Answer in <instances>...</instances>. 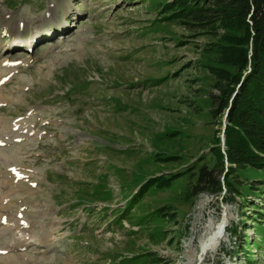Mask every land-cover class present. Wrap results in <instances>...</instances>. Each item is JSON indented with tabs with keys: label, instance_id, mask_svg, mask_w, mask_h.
I'll return each mask as SVG.
<instances>
[{
	"label": "rangeland",
	"instance_id": "rangeland-1",
	"mask_svg": "<svg viewBox=\"0 0 264 264\" xmlns=\"http://www.w3.org/2000/svg\"><path fill=\"white\" fill-rule=\"evenodd\" d=\"M161 2L0 0V215L13 213L35 237L0 256L26 264H128L142 254L165 264H247V251L264 264L251 210L264 212L261 196L244 203L224 191L188 201L187 175L126 209L145 179L187 170L203 154L214 165L211 95L219 91L201 64L216 63L217 39L162 20ZM25 17L33 26L10 49L1 27ZM49 31L34 48L19 47ZM168 157L178 160L155 161ZM259 180V171L241 172L244 185L264 188ZM165 206L182 216L171 222L156 213ZM226 210L221 245L201 263V241ZM2 233L6 248L12 241Z\"/></svg>",
	"mask_w": 264,
	"mask_h": 264
},
{
	"label": "trees",
	"instance_id": "trees-1",
	"mask_svg": "<svg viewBox=\"0 0 264 264\" xmlns=\"http://www.w3.org/2000/svg\"><path fill=\"white\" fill-rule=\"evenodd\" d=\"M159 4L162 20L217 39L212 45L218 54L216 63L212 66L199 63L215 76L214 87L219 91V95H211V113L218 121L214 146L209 151L214 153L213 159L210 158L214 165L211 167L209 156L203 154L187 170L147 178L137 184L141 186L137 193L128 197L131 201L126 209L141 204L140 198L148 192L165 191L187 175L191 182L185 192L188 201L203 193L220 196L224 191L240 197L244 203H251L249 198L255 196L264 198L263 187L240 182L241 172L247 168L264 174V0H162ZM177 160L168 157L155 161L167 164ZM259 182L264 186V181ZM258 208L253 206L251 210L258 218V232L264 238V212ZM156 213L171 222L182 216L181 211L171 206ZM244 255L247 264H253L247 251ZM142 256L152 264H165L163 259L146 254L136 256L128 264H141L137 260Z\"/></svg>",
	"mask_w": 264,
	"mask_h": 264
},
{
	"label": "bare ground",
	"instance_id": "bare-ground-1",
	"mask_svg": "<svg viewBox=\"0 0 264 264\" xmlns=\"http://www.w3.org/2000/svg\"><path fill=\"white\" fill-rule=\"evenodd\" d=\"M52 11L53 14H55L54 16H56L57 10L53 9ZM21 16H24V14L22 13ZM44 18H46V15ZM33 23L34 22L31 20L30 17L29 18L25 17L24 23H20V21H18L15 22L13 25L7 24L1 27L4 33L9 34L10 43H8V47L10 49L14 48L15 43L19 40V38L24 36V33L33 26ZM45 23H46L45 20H41L40 26L35 27V29L43 27ZM49 34L50 31L47 33H40L38 35L36 34L35 36L32 35V37H29L28 39H25L24 41L20 42L19 47L20 48L24 47L25 49L34 48L35 45L39 43L40 39L48 37ZM5 134L8 135L7 133ZM6 135H1V136L6 137ZM13 137H14V132H13ZM0 141L6 142L5 140H0ZM3 194L4 192L0 190V195ZM1 209H2V202H0V211ZM225 213L226 214L223 220L217 226L210 228L205 239L201 241L200 250L198 252V258L201 263L204 262V259L209 255V253L215 251L221 245V241L224 237V234L226 232L230 220V216L227 210ZM2 219L6 222L5 225L1 224ZM0 230L3 231L2 234L4 236H7L10 242L12 241V244H8L6 248L0 245V251H5V250L9 251V248L11 249L10 251L12 252L17 251L18 248L24 249L26 247V244L24 242L31 240L32 238H35L32 235V233L27 230L26 223L18 220L16 217H13V213L0 215ZM13 230L15 231V233H13ZM15 234L17 235V237L15 236ZM47 242L49 247L52 244H54L53 240L51 241L49 240ZM0 264H26V263H24L23 259H20V256L17 255L12 257L10 255L5 257L0 256Z\"/></svg>",
	"mask_w": 264,
	"mask_h": 264
},
{
	"label": "water",
	"instance_id": "water-1",
	"mask_svg": "<svg viewBox=\"0 0 264 264\" xmlns=\"http://www.w3.org/2000/svg\"><path fill=\"white\" fill-rule=\"evenodd\" d=\"M225 128H226V116L224 117V120H223V131H222V135H221V140H222L221 143H222L223 148L225 147V136H224Z\"/></svg>",
	"mask_w": 264,
	"mask_h": 264
}]
</instances>
